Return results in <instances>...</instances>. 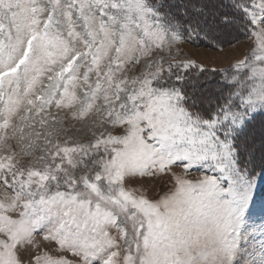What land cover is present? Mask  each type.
I'll return each mask as SVG.
<instances>
[{
	"label": "rangeland",
	"instance_id": "1",
	"mask_svg": "<svg viewBox=\"0 0 264 264\" xmlns=\"http://www.w3.org/2000/svg\"><path fill=\"white\" fill-rule=\"evenodd\" d=\"M179 1L0 0V264H205L197 226L167 219L226 162L250 181L237 264L264 241V172L202 143L217 115L192 105L244 55L264 64V0ZM194 2L191 26L168 17Z\"/></svg>",
	"mask_w": 264,
	"mask_h": 264
},
{
	"label": "snow or ice",
	"instance_id": "2",
	"mask_svg": "<svg viewBox=\"0 0 264 264\" xmlns=\"http://www.w3.org/2000/svg\"><path fill=\"white\" fill-rule=\"evenodd\" d=\"M196 11H201V9ZM261 13L259 20L251 18L248 21L253 26L252 34L257 39L260 38V33L255 32V28L264 24V8L261 9ZM231 23L228 13H224L219 27L224 32H228ZM260 47L264 50V44H261ZM255 48L256 42L253 41L250 51ZM255 60H264V56L256 55ZM205 70L204 65H200V71L204 72ZM216 70L212 69V71ZM234 71L236 74L230 81L233 87L230 98L234 95L235 99H232V103L228 105L227 109H222V113L229 112L233 108L235 111L232 116L225 118L222 122L219 120V115L215 120L206 121L205 123L211 131L204 133L202 141L210 148L222 149L226 161L231 156L233 149L236 148L234 142L236 135L242 132L256 115H264V64L250 65L249 55H244L235 62ZM177 79L180 80V77ZM154 134H156L155 129L153 133L149 134V138L151 139ZM225 137L230 138L232 143H229ZM218 170L221 173L219 177H204L200 184L199 195L193 196L191 190L181 193L183 199L177 205L178 211L174 209L170 213L167 224L169 229L177 231L182 228L185 231H190L185 222L197 226L198 234L207 238L206 246H211L205 264H224L225 261L227 264H237L240 252L239 227L243 216L247 214L244 201L247 198L246 190L250 181L239 172V169L233 171L231 163L226 162L218 165ZM260 179L261 183H264V174ZM194 215L196 219L189 221V218ZM242 264H264V241L260 242L258 249L248 252L247 258L242 261Z\"/></svg>",
	"mask_w": 264,
	"mask_h": 264
},
{
	"label": "trees",
	"instance_id": "3",
	"mask_svg": "<svg viewBox=\"0 0 264 264\" xmlns=\"http://www.w3.org/2000/svg\"><path fill=\"white\" fill-rule=\"evenodd\" d=\"M149 2L152 1V3L156 4L158 2L167 4V9H173V6L170 8V3H172L174 6L178 7L179 4H184V1L175 0H147ZM165 1H169L165 2ZM190 1V0H189ZM177 3V4H176ZM199 5L201 7H199ZM192 8H195L192 10ZM192 8H185L182 11L179 12H168V17L172 19V21H176L177 23L184 22L187 26H191L193 22H195L196 17L197 19L199 17H202V4H196L194 2ZM197 9H201V11L195 12ZM185 10V11H184ZM209 16V15H208ZM213 15L211 14V17ZM239 17V14L236 12L234 15H232V18L230 17L231 21L237 19ZM232 69H227L226 71H221L218 73V77L216 79L217 83V89L218 90H207L201 93H199L198 86L192 85V105L199 107L198 109L199 113L204 114L205 112L211 114V115H218V110L224 109L225 107H228L229 104L232 103L233 95L230 98V94L233 93V87L230 84L229 80H226L227 76H229V73H231ZM214 80V79H213ZM206 87V85H204ZM214 89V88H213ZM205 90V89H203ZM223 91V92H222ZM198 93V94H197ZM204 93V94H203ZM218 93V94H217ZM204 95V96H203ZM214 95V97H213ZM217 95V97H215ZM204 98V100L202 99ZM209 102H208V101ZM207 101V102H206ZM239 102V100H237ZM221 103V104H220ZM208 104H211L208 106ZM222 106H218V105ZM211 108L210 110H206L208 108ZM221 108V109H220ZM261 134H264V115H256L250 123L247 124L246 128L239 132L238 135H236L235 138V151L237 152L238 156V163L243 168L250 172H264V153L261 152L263 147H255V143L259 141V138L261 137Z\"/></svg>",
	"mask_w": 264,
	"mask_h": 264
}]
</instances>
